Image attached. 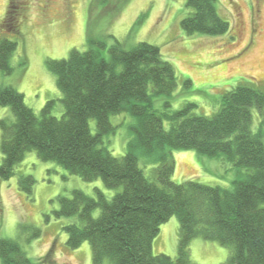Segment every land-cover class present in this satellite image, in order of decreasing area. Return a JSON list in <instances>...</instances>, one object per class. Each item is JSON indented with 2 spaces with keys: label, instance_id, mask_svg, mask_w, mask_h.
<instances>
[{
  "label": "trees",
  "instance_id": "trees-1",
  "mask_svg": "<svg viewBox=\"0 0 264 264\" xmlns=\"http://www.w3.org/2000/svg\"><path fill=\"white\" fill-rule=\"evenodd\" d=\"M220 0H188L193 13L181 22L188 36H222L230 23L220 16ZM12 32L16 25L11 26ZM88 50L72 49L67 59L49 60L62 94V117L53 115L49 101L40 114L25 103L12 86L0 85V106L10 108L13 121H0L3 156L0 178L11 179L29 152L44 162H54L86 182L100 180L107 190H119L108 198L73 190L59 196L57 218H77L65 227L67 246L77 250L88 242L93 264H195L190 244L196 237L232 249L224 264H264V141L263 132L252 130L255 107L264 126V92L239 85L226 92L221 108L212 117L194 112L190 103L174 113H158L154 99H171L178 88L174 66L162 58L161 49L139 43L130 50L115 40L107 45L90 36ZM18 43L0 41V71L13 72L11 58ZM186 82V87L191 85ZM169 109L171 104L165 102ZM129 114L135 118L133 138L123 157L103 146L114 134L110 118ZM96 121V133L90 122ZM170 122V129L164 126ZM175 151H195L211 158L223 157L240 170L231 187L210 186L194 181H173ZM149 167L151 177L140 165ZM245 171V172H242ZM36 180L23 175L19 188L33 193ZM97 214V215H96ZM176 216L180 222L178 256L153 254L160 227ZM36 234L33 238L39 237ZM1 264H36L22 247L0 238Z\"/></svg>",
  "mask_w": 264,
  "mask_h": 264
},
{
  "label": "rangeland",
  "instance_id": "rangeland-1",
  "mask_svg": "<svg viewBox=\"0 0 264 264\" xmlns=\"http://www.w3.org/2000/svg\"><path fill=\"white\" fill-rule=\"evenodd\" d=\"M188 0H0V41L18 43L11 58L13 72L0 71V85L12 86L24 95L26 105L40 114L47 102L54 101L53 115L62 117V94L56 76L49 70V60L67 59L72 49L88 50V38L93 36L109 48L120 41L126 50L139 43L161 49L162 58L170 62L177 73L178 88L171 99H154L158 113H174L183 106L197 105L194 112L214 116L221 108L226 92L239 85H251L264 92V0H220V16L230 23L222 36H188L181 22L193 13ZM16 25L18 32H12ZM191 85L186 87V82ZM171 107L167 109L165 102ZM254 133L263 132L262 117L252 109ZM13 121L10 108L0 106V121ZM116 132L104 137L103 146L115 157H123L133 138L130 127L135 118L129 114L110 118ZM96 133V121L90 122ZM170 129V122L164 120ZM1 145V131H0ZM176 170L173 181L181 184L194 181L210 186L229 188L240 177V170L223 157L211 158L195 151H175ZM3 156L0 151V165ZM140 165L151 177L149 167ZM187 166V168H186ZM245 172V171H242ZM36 180L33 193L19 188L21 176ZM96 189L108 198L119 190H107L100 180L86 182L70 174L54 162H44L36 152H29L9 180L0 178V238L18 243L36 264H93L88 242L77 250L67 246L65 227L77 223V218H57L59 196H71L81 190L95 197ZM97 215V214H96ZM40 236L33 238L36 234ZM180 222L174 216L160 227L154 240L153 254L178 256ZM232 249L216 242L196 237L190 244L195 264H224ZM1 264V260H0ZM104 264H112L106 260Z\"/></svg>",
  "mask_w": 264,
  "mask_h": 264
},
{
  "label": "bare ground",
  "instance_id": "bare-ground-1",
  "mask_svg": "<svg viewBox=\"0 0 264 264\" xmlns=\"http://www.w3.org/2000/svg\"><path fill=\"white\" fill-rule=\"evenodd\" d=\"M186 168H187V166H186Z\"/></svg>",
  "mask_w": 264,
  "mask_h": 264
}]
</instances>
